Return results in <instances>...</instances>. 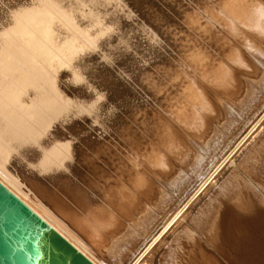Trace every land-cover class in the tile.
<instances>
[{
  "label": "bare ground",
  "instance_id": "obj_1",
  "mask_svg": "<svg viewBox=\"0 0 264 264\" xmlns=\"http://www.w3.org/2000/svg\"><path fill=\"white\" fill-rule=\"evenodd\" d=\"M109 1L0 0V181L97 264H239L226 200L238 179L264 199V134L240 158L264 131V0H215L229 17L187 1L179 36L141 0ZM70 96L114 133L89 131Z\"/></svg>",
  "mask_w": 264,
  "mask_h": 264
},
{
  "label": "water",
  "instance_id": "obj_2",
  "mask_svg": "<svg viewBox=\"0 0 264 264\" xmlns=\"http://www.w3.org/2000/svg\"><path fill=\"white\" fill-rule=\"evenodd\" d=\"M238 180L246 193L226 200L234 239L226 252L239 264H264V199ZM0 264L97 263L0 181Z\"/></svg>",
  "mask_w": 264,
  "mask_h": 264
},
{
  "label": "rangeland",
  "instance_id": "obj_3",
  "mask_svg": "<svg viewBox=\"0 0 264 264\" xmlns=\"http://www.w3.org/2000/svg\"><path fill=\"white\" fill-rule=\"evenodd\" d=\"M103 1H104V0H103ZM105 1H109V0H105ZM110 1H111V0H110ZM110 1H109L110 6H111V8L109 7L110 11L112 10L114 13H117L118 10H119L120 12L123 11V10H121L119 7H117V4H116L115 1H113V2H112V1L110 2ZM158 1H159V0H151V1H149V0H141V3L143 2L142 4L145 3V5H146V8H143V9H144L145 11L148 12V16L150 17V20L153 21V23H155L156 21H159V22L162 24V28H161V29L166 30V32H170L171 34H172V33H175V36H179V35H181V32H178V27H179L178 22H182V21H180V19H179V16H180L181 14H178V13H179L180 11H182L183 8H185V6H186V4H187V1H192V0H181V1H180V0H160L159 2H158ZM193 1H194V0H193ZM6 2H7V1H6ZM161 2H162V4H161ZM206 2H207V3L209 2V4H211V5L214 4V5H215V8L217 9V11L219 10V11H221V12H220L221 14H223V15L225 14V16L229 17L228 14L225 13V10L220 6V3H218L217 1H215V0H214V1H213V0H209V1L206 0ZM214 2H215V3H214ZM216 2H217L218 4H216ZM7 3L9 4V2H7ZM112 3H113V5H112ZM163 4H164L165 6H164ZM9 5H10V4H9ZM107 5L109 6L108 3H107ZM114 6H115V9H116V7H117V9H118V10H116L117 12H115V9H113ZM150 6H151V7H150ZM212 6H213V5H212ZM219 6H220V7H219ZM147 8H148V9H147ZM143 9H142V10H143ZM166 9H167V10H166ZM168 9H169V10H168ZM222 9H223V10H222ZM112 11H111V12H112ZM120 12L118 13V15L123 13V12H122V13H120ZM91 13H92V14H91ZM91 13H90L91 16H94L95 20H97V19H98V16H100V15H97V14H99L98 12H95V11H94V14H93V11H92ZM124 13H126L127 16L129 15L128 12H126V11H124ZM153 13H154V14H153ZM88 14H89V13H88ZM90 14H89V15H90ZM146 14H147V13H146ZM174 14H175L177 17H175ZM96 15H97V16H96ZM122 15H123V14H122ZM122 15H121V16H122ZM91 16H90V17H91ZM119 16H120V15H119ZM123 16H124V15H123ZM124 17H125V16H124ZM227 17H226V18H227ZM64 19H65V22H66L67 19H66V18H64ZM70 19L72 20V18H70ZM89 19H90V18H89ZM91 19H93V17H92ZM122 19H123V21L125 22V25L128 26V28H129L128 30H130V32H132V31L135 32L136 30H140V32H139V31H136L137 33H138V32L140 33L139 35H137L138 37H139L141 34H143V31H141L142 29H140V26L138 25L137 22L134 23V21L131 22V21H128V19H127L128 22H126V21H125V20H126L125 18H122ZM155 20H156V21H155ZM200 20H202V19H200ZM72 21H73V20H72ZM130 22H131V23H130ZM70 23H71V21L69 20V22H68V20H67V23H66L67 26H65V30H67V32L69 33V32H70V29H71L72 32L69 33V34H70V35L72 34V35H75L76 37H78V38L80 39V41L78 40V38H77V39L75 38V39L78 40L79 43L81 42V45H82V46H83L84 44H86V46H85V45H84V46H85L87 49H89L88 46H89V47H91V46L93 47L92 42L89 43V41H87V39H86L85 37H82V38L80 37V36L83 35V34H79V33H84V30H83V32H82V27H83V25H82V24H81V25L79 24L80 26H78V27H79L80 29H78V27L74 25V26L77 28V29L74 30V28H73L74 26H72L73 24L71 23L72 25L70 26V25H69ZM133 23H134V24H133ZM136 23H137V24H136ZM182 23H184V22H182ZM129 24H131L133 27H132L131 25H129ZM180 24H181V23H180ZM134 25H135V26H134ZM129 26H131V27H129ZM135 27H137V28L135 29ZM132 28H134L135 31H134V29H132ZM68 29H69V30H68ZM83 29H84V27H83ZM243 29H244V28H243ZM76 30H77V31H76ZM131 30H132V31H131ZM77 32H79V33H77ZM130 32H129V33H130ZM112 33H113V32H112ZM137 33H134V35H133V33H132V35L135 36ZM78 34H79V35H78ZM130 34H131V33H130ZM32 35H33V36L36 35V32L33 31V34H32ZM111 35H112V34H111ZM113 35H114V33H113ZM75 36H73V37H75ZM83 36H84V35H83ZM140 37H143V35L140 36ZM84 39H85V40H84ZM83 40H84V41H83ZM6 41L11 42V43H12V44L10 43L11 46H12L13 48H15L14 50L17 51V47H15V46L17 45V46L19 47L20 45H18V43L15 42L16 44H14L13 41H11V40H9V39L6 40ZM147 41H148V40H147ZM82 42H84V43H82ZM150 42H151V41H150ZM150 42H149V43H150ZM88 43H89V44H88ZM151 44L153 45V46L151 45L152 47H155V46H156L154 43H151ZM13 45H14V46H13ZM90 45H91V46H90ZM154 45H155V46H154ZM157 48H158V47L156 46L155 48H152V50L154 49L153 51L156 52L157 50H160V49H161V48H158V49H157ZM52 49H53V48H52ZM156 49H157V50H156ZM53 51H56V50H53ZM89 51H90V49H89ZM97 51H98V50L95 49V51H93V53H91V52H90V53H91L92 56H95V55H96L97 57H99V58H97V57L95 56V57L97 58L98 61H99V59H101L99 62H101V63H102V61L105 62L104 64H106V68H108V70H111V69H112V73H111V71H110L111 74H114V73H115V74L117 75V73H118V71H119V69H118L119 67H118V66L115 67L114 65L112 66V62H109L107 59H105V57L103 56V54H102V56H103V58H102V56H100L99 54H97ZM160 51H162V49H161ZM160 51H157V53H159V54H164V53H162V52L160 53ZM98 52H99V51H98ZM35 53H37V55H36ZM35 53L33 52L32 55L35 54L33 57H34L35 59H37V60H36L37 62L39 61V64H40V62H42V61H43V62H46V58L44 59V60H45V61H44V60H43V58H44L43 56H44V55H43L41 52L38 53V51H37V52H35ZM40 54H41V55H40ZM94 54H95V55H94ZM100 54H101V52H100ZM165 55H166V54L162 55V57L164 58ZM37 56H39V59H40V60H41V57H43L42 60H41V61L38 60V57H37ZM62 56H63V55H61V56L59 57V59L61 60V62H62V63L65 62V63H63V64H65L66 66H69V65H68L69 62H67V59H66L64 56H63V57H62ZM92 56H91V57H92ZM166 56H167V57H165V60L168 58V55H166ZM61 57H62V58H61ZM95 57H94V58H95ZM96 58H95V59H96ZM170 58H171V57H169V59H170ZM30 59H31V58H30ZM35 59H34V60H35ZM64 59H66V60L64 61ZM27 60H28V59H27ZM167 60H168V59H167ZM167 60H166V61H167ZM170 60H172V59H170ZM29 61H30V60H29ZM107 61H108L109 63H108ZM43 62H42L41 64H42L44 67L49 66V67H48L49 69H47L48 71L45 69L47 72L44 70V71L46 72V74H45V72H44V74H45V75H48V76L51 75L50 78L53 77L52 74H49V73H52V72H54V71L56 70V68H57V64H56V65L53 64L54 67L56 66V68H54V67H52L51 64H49V63H47V62H46L47 64L44 65ZM167 62L170 63L169 61H167ZM110 63H111V64H110ZM172 63H174V62L172 61L171 64H172ZM102 64H103V63H102ZM104 64H103V65H104ZM31 65H32V63H31ZM50 65H51V66H50ZM107 65L110 66V67H107ZM58 66H59V65H58ZM104 66H105V65H104ZM117 67H118V68H117ZM46 68H47V67H46ZM51 68H54V69H52L53 71L51 70L52 72H51V71L49 72V70H50ZM114 68L117 69V70H115ZM113 71H114V72H113ZM48 72H49V73H48ZM116 72H117V73H116ZM119 73H121V72L119 71ZM115 74H114V75H115ZM116 75H115V77H116ZM42 76H43V75H42ZM56 76H57V75H56ZM57 79H58V78H57ZM63 79H64V78H63ZM117 79H118V80L120 79L118 75H117ZM56 81H57V80H56ZM56 81H55V82H56ZM64 81H65V80H64ZM120 81H121V83H122L124 86L127 85L126 83L124 84V81H122V80H120ZM57 83H58V82H57ZM59 84H60V83H59ZM127 86H128V85H127ZM127 86L125 87L126 89H127ZM128 88H129L128 90H130V91L132 90V88H131L130 86H128ZM167 90H168V91H167ZM167 90H166V92L168 93V92H169V89H167ZM58 92H59V91H58ZM131 92H132V91H131ZM159 94H163V93H159ZM163 95H164V94H163ZM169 95L172 96L173 94L171 93V94H169ZM70 97H71V96H70ZM71 98H73V97H71ZM71 98H69V101H70V102L73 101L72 104L74 103L73 106L77 107V110L81 109V110L83 111V112H82L81 110H79V111H81L80 113H84V114H82V116L84 115V116H85L84 118L87 119V121L84 120V119H82L79 115H77L76 112L73 111L71 108H69V107H67V108L71 111V113H72L74 116H76V118H77V117H80V118H81L80 120H82V121L85 123L84 125H86V126H85L86 128H87V126H88L90 129H92V126H90V125L87 123L88 121L91 122V120H92V121H93L92 124L94 123L93 126H94V125H97V126L100 127V129H101V130H100V133H101V132L104 133L106 130H107V132H109V133H114V132H112V128H111V126H110L108 123H107V124H108V125H107L104 121H102V119H100V118L97 116V114H95V112H93L92 110H89V109H88V110L90 111V113H89L88 110L86 109L87 107H86L85 105H84V106H85L86 108H85L83 105H81L80 102H78L77 100L75 101L74 98H73V99H71ZM80 98H81V96H80L79 98H76V99H80ZM71 100H72V101H71ZM76 102H77V103H76ZM83 102H84V101H83ZM78 103H79V105H81V107L84 108V109H82V108L78 105ZM75 104H76V105H75ZM77 105H78V106H77ZM147 106H148V105H147ZM78 108H79V109H78ZM85 109H86V110H85ZM86 111H87L88 113H87ZM143 112H144V111H143ZM143 112H142V111H139V112H137V114L135 113L134 116H135V117H138V118L141 119V118L143 117V114H144ZM91 113H92L93 116H91ZM121 113H122V112H121ZM85 114H86V115H85ZM89 114H90V115H89ZM252 114H253V113H252ZM136 115H137V116H136ZM86 117H88V118H86ZM92 117H93V118H92ZM94 117H95V118H94ZM123 117H124V118H123ZM96 118H98L97 120H99V122L97 121L98 123L95 121ZM89 119H90V120H89ZM122 119H124L123 121H125V122H126V120H127V123H129V124L131 123V122H128V120H130V119H128V117L126 118L125 115H123V114H122ZM85 121H86V122H85ZM100 121H101V122H100ZM221 122H222V121H221ZM100 123H101V124H100ZM102 123H103V124H102ZM101 125H102V126H101ZM97 126H94V127H93V129H92L93 131L90 130L89 128H87V129H88L89 131H91L92 133H94V132H95V133H99V130H98L99 127H97ZM95 127H96V129H97L96 131H95ZM105 127H106V128H105ZM114 129H115V128H113V130H114ZM104 130H105V131H104ZM109 130H110V131H109ZM97 131H98V132H97ZM114 131H115V133H119L117 130H114ZM116 131H117V132H116ZM137 131H138V130H137ZM206 132H207V131H206ZM139 133H140V132H139ZM238 134H239V133H238ZM263 134H264V131H263L261 134H259L258 136H256L255 139L252 140V142H250V143L248 144V146L243 150L242 154L240 155V158L244 155V153L247 152V150H248L249 148H251V147H253V146L256 145V143L258 142L259 138H261V136H262ZM238 137H239V136H237V138H238ZM237 138H235V139H237ZM228 149H229V150H228ZM227 152L230 153V148H229V147L227 148V151H226V153L224 154V159H226V157H227L226 155H228ZM224 159H222V160H224ZM209 166H210V165H209ZM205 169H206V170H205ZM205 169H203V171H206V172H203V171H202V172L204 173V177L207 175L206 173H208V172H207V171H208L207 169H210V168H208V165H207V167H205ZM201 177L204 178V177H203V174H202ZM198 181H200L201 184H200V183H198V184H199L200 187H201V186L203 185V183L201 182L202 179L200 178V180H198ZM198 181H197V182H198ZM198 184H196L195 181H194V183L192 182V184L189 186V192H188V194H189L190 192H192V191H193V192H197V191L199 190V188H200ZM192 186H193V187H192ZM215 186H216V185H214V186L211 188V190H212L213 188H215ZM191 188H192V189H191ZM196 190H197V191H196ZM188 194L185 195L182 199H185L186 197H188V199H190L192 194H191V193H190L189 195H188ZM208 194H210V191L208 192ZM207 196H208V195H205V194L202 195V196H201L202 199H200L199 201H200V202L203 201V199H206ZM188 199H187V200H188ZM181 201H182V200H181ZM181 201H180V202H181ZM200 202H198V204H199ZM198 204H197V205H198ZM197 205H196V206H197ZM120 232H121V231H120ZM165 245H166V244H164L163 246H165Z\"/></svg>",
  "mask_w": 264,
  "mask_h": 264
},
{
  "label": "snow or ice",
  "instance_id": "obj_4",
  "mask_svg": "<svg viewBox=\"0 0 264 264\" xmlns=\"http://www.w3.org/2000/svg\"><path fill=\"white\" fill-rule=\"evenodd\" d=\"M242 2H247V0H242ZM261 11H264V5L261 6ZM260 34L264 36V28L260 29Z\"/></svg>",
  "mask_w": 264,
  "mask_h": 264
}]
</instances>
